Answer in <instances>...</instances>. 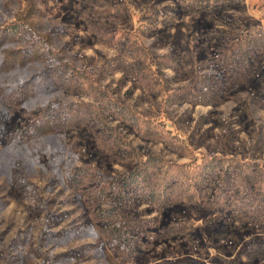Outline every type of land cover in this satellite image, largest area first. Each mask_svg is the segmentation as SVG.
Instances as JSON below:
<instances>
[{
    "label": "rangeland",
    "instance_id": "1",
    "mask_svg": "<svg viewBox=\"0 0 264 264\" xmlns=\"http://www.w3.org/2000/svg\"><path fill=\"white\" fill-rule=\"evenodd\" d=\"M0 264H264V0H0Z\"/></svg>",
    "mask_w": 264,
    "mask_h": 264
},
{
    "label": "trees",
    "instance_id": "2",
    "mask_svg": "<svg viewBox=\"0 0 264 264\" xmlns=\"http://www.w3.org/2000/svg\"><path fill=\"white\" fill-rule=\"evenodd\" d=\"M153 190H151V192H152ZM152 194V193H151Z\"/></svg>",
    "mask_w": 264,
    "mask_h": 264
}]
</instances>
